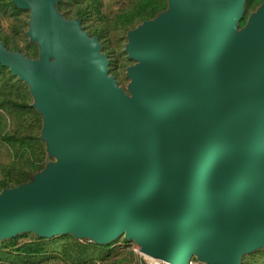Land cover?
<instances>
[{"label": "water", "instance_id": "water-1", "mask_svg": "<svg viewBox=\"0 0 264 264\" xmlns=\"http://www.w3.org/2000/svg\"><path fill=\"white\" fill-rule=\"evenodd\" d=\"M28 8L38 57L8 49L55 159L0 190V239L118 235L172 264H240L264 246V0H167L126 33L128 92L56 0Z\"/></svg>", "mask_w": 264, "mask_h": 264}, {"label": "trees", "instance_id": "trees-1", "mask_svg": "<svg viewBox=\"0 0 264 264\" xmlns=\"http://www.w3.org/2000/svg\"><path fill=\"white\" fill-rule=\"evenodd\" d=\"M261 1L263 0H245L244 10L252 5L255 7ZM167 5V0H128L122 6H118L112 13L107 14L102 11L100 0H56L54 2L56 9L65 18H77L82 28L91 36H96L98 40H101L109 29H119L127 33L129 29L135 27L143 19L152 18L165 10ZM20 10L22 9L13 0H0V13L10 12L17 16ZM13 26L18 27V24ZM12 37L0 28V40L4 45L10 50L20 51L17 49V44ZM31 40L25 55L28 57L38 56L39 45L36 40ZM104 47L101 44V48ZM5 68L7 66L0 63V72ZM7 79L5 78L0 86V108L3 110V112H0V141H4L11 146L14 154L17 157L19 156L18 158H21L22 153H24V158L22 157L19 161L12 159L10 164L2 168L0 189L26 182L32 177L33 173L42 167L41 162L34 156L36 151L42 149L38 134L30 129L35 125L38 126L40 116L28 100L26 85L24 84L25 89L21 90L18 89L17 85L20 82L19 80L9 82ZM5 114L12 116L18 125L13 129L7 127ZM24 121L25 130H23V127H19ZM19 235L21 234L17 233L3 239L0 245V264H10V262L38 264L41 261L58 257L53 249V244L56 242L54 238L46 240L45 236L35 235L31 240L17 242L16 237ZM63 237H65V234ZM65 239L58 252L63 255L65 258L63 260L66 262L73 261L76 263H84L87 258L105 257L108 245L111 243L109 241L105 243L94 241L81 243L71 233H68ZM260 251L263 252L260 253V256H264V249ZM242 258L243 255L240 264Z\"/></svg>", "mask_w": 264, "mask_h": 264}, {"label": "rangeland", "instance_id": "rangeland-1", "mask_svg": "<svg viewBox=\"0 0 264 264\" xmlns=\"http://www.w3.org/2000/svg\"><path fill=\"white\" fill-rule=\"evenodd\" d=\"M100 1L102 4L101 6L102 11L107 14L108 13L110 14L118 6H122L128 0H100ZM258 5H256L255 7L254 5L249 6L247 9L243 10V16H242L243 19L241 18L239 20L238 22L239 26H242L245 23L249 13L253 11ZM21 9L22 10L18 12L17 16H14L10 12L0 13V28L5 33L9 34L10 36H13L12 38H14V41L17 44L18 47L17 49H19L20 52L25 54L27 51L28 44L32 41L29 35L27 34V30L29 28L28 20H29L30 10L28 8H21ZM14 24H18V27L13 26ZM99 41L101 42L102 45L105 46L104 48H101V50L107 55L109 73L113 74L118 80V85L128 92V85L131 79L126 74V67L129 64L135 62V59L131 58L128 55L127 51L125 50V43L127 41L126 32L119 29H109L106 31L105 36ZM30 57H38V56H30ZM7 68L2 69V71L0 72V86L2 85V82L5 80V78L6 79L8 78L7 80H9V82H16V80H19L20 82L17 83L18 89L24 90L25 87H23V85L24 84L26 85L28 100L32 105V103L34 102V97L29 90L28 84L21 78H18L16 74H13L9 70L8 66ZM34 108L40 116V123L38 124V126L35 125L33 128L30 129H32L33 132H37L38 134L39 142L42 149L41 151H36L34 153V156L41 162L42 165L41 169H42L47 164V162L54 160L55 157L48 153L46 141L45 139L40 137L41 127L43 126V115L41 112L37 110L36 107ZM0 112H3L1 108H0ZM5 124H7V127L11 129H13L15 126L18 125L17 121L12 116L7 114H5ZM19 127H23V130H25L26 128L25 121L24 123H21ZM23 154L24 153H22V157L24 158ZM18 157L14 154L11 146H9L4 141H0V177L3 174L2 168L10 164L12 159H16V161H19L22 158V157L21 158ZM18 233L21 235L16 237L17 242L31 240L32 237L37 235L33 231H21ZM62 234L63 235L65 234V237L66 235H68V233H62ZM63 235L56 234L52 236H46L45 238H47L46 240H52L53 238L56 240V242H54L53 244L54 245L53 249L58 257H54L51 259H60L64 262V264H155V261L158 260L145 253L139 254L133 251L131 246L135 241L133 239H127L125 238L124 234H121L109 241L111 243L108 245V249H107L108 251L106 252L107 254L105 255V257L103 258L96 257L94 259L87 258V260L84 263H76L73 261L66 262L65 260H63L65 259L63 255L60 252H58V250H60V246L62 245V242L66 240L65 237H63ZM75 238L77 239V241L81 243H88L92 241L87 237H80V238L75 237ZM3 239L4 238L0 239V245L3 242ZM262 249H264V246H257L249 251L244 252L242 254L243 258L241 264L243 262L244 264H264V256H260L261 255L260 253L262 252L260 250ZM194 258H197L195 254H193V259ZM45 262H47V260L41 261L38 264H44ZM10 264H19V263L10 262ZM204 264H221V263L207 262Z\"/></svg>", "mask_w": 264, "mask_h": 264}, {"label": "built area", "instance_id": "built-area-1", "mask_svg": "<svg viewBox=\"0 0 264 264\" xmlns=\"http://www.w3.org/2000/svg\"><path fill=\"white\" fill-rule=\"evenodd\" d=\"M131 248L136 253H139V254L143 253L140 250V246L137 243H135V242L132 244ZM204 263H207V261H203V260H201L199 258H194L193 259V255L190 257V259L188 261V264H204ZM44 264H64V262L62 260H60V259H49Z\"/></svg>", "mask_w": 264, "mask_h": 264}, {"label": "bare ground", "instance_id": "bare-ground-1", "mask_svg": "<svg viewBox=\"0 0 264 264\" xmlns=\"http://www.w3.org/2000/svg\"><path fill=\"white\" fill-rule=\"evenodd\" d=\"M155 259H157V258H155ZM155 264H172V263L167 262V261L162 260V259H158L155 261Z\"/></svg>", "mask_w": 264, "mask_h": 264}]
</instances>
